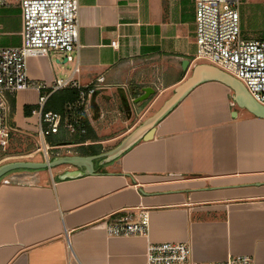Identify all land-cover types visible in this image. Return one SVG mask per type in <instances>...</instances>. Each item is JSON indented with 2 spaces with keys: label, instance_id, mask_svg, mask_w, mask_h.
Masks as SVG:
<instances>
[{
  "label": "crops",
  "instance_id": "obj_1",
  "mask_svg": "<svg viewBox=\"0 0 264 264\" xmlns=\"http://www.w3.org/2000/svg\"><path fill=\"white\" fill-rule=\"evenodd\" d=\"M21 1L0 6V48L22 44ZM78 3L79 72L73 77L83 87L100 75L106 79L88 120L104 150L107 141L100 137L120 126L109 119L148 103L140 119L108 139L116 147L203 63L196 0ZM238 11L241 36L264 40V0H241ZM74 67L54 53L27 59L28 76L38 82L69 77ZM146 87L154 94L134 103ZM39 95L28 89L14 97L20 134L37 132L35 110L26 116L25 107L38 105ZM233 95L221 82L197 85L150 140L96 161L94 175L71 176L77 169L62 165L2 177L0 264H148V245L163 242L189 244L198 263L249 255L253 264H264V118L238 107ZM1 159L0 165L7 163ZM140 210L149 213L147 235L108 236L110 215Z\"/></svg>",
  "mask_w": 264,
  "mask_h": 264
},
{
  "label": "built area",
  "instance_id": "obj_2",
  "mask_svg": "<svg viewBox=\"0 0 264 264\" xmlns=\"http://www.w3.org/2000/svg\"><path fill=\"white\" fill-rule=\"evenodd\" d=\"M8 0H0V6ZM241 0H196L195 40L197 58L208 61L240 80L251 96L264 104V40H247L241 36L238 7ZM22 44L0 48V149L6 151L19 133L14 120L11 99L28 89L39 92L37 133L45 142L48 136L60 132L87 133L91 103L106 89L104 75L87 86L73 77L79 72V3L78 0H22ZM1 33V31H0ZM116 41H112V46ZM63 55L74 62L72 75L57 78L52 83L29 78L27 59L32 55ZM76 88L78 98L68 104L65 115L46 111L49 97L56 91ZM45 160H50L45 150ZM105 223L108 236L147 235L150 217L146 210L138 214L110 215ZM148 264H253L249 255H235L224 261L198 263L192 258L191 246L184 242L150 243Z\"/></svg>",
  "mask_w": 264,
  "mask_h": 264
},
{
  "label": "water",
  "instance_id": "obj_3",
  "mask_svg": "<svg viewBox=\"0 0 264 264\" xmlns=\"http://www.w3.org/2000/svg\"><path fill=\"white\" fill-rule=\"evenodd\" d=\"M66 62H63L64 65ZM217 81L227 85L233 91V100L238 107L246 109L251 114L259 118H264V104L256 101L248 92L244 84L220 69L219 67L209 64L200 63L195 66L192 75L176 87L174 94L162 105V107L153 115L148 117L141 125H139L133 132L127 135L116 147L108 151L102 152L98 155L81 156V155H65L54 157L51 160L45 161H26L17 160L4 163L0 165V180L8 173L20 170H42L53 169L62 165H69L76 168V171L71 172V176H78L83 173L85 175L96 174L95 162L98 160H110L118 157L126 150H128L137 141L144 139L150 140L154 135L156 125L197 85L208 82ZM154 89L150 87L144 88V93L133 101L140 103L147 100Z\"/></svg>",
  "mask_w": 264,
  "mask_h": 264
},
{
  "label": "rangeland",
  "instance_id": "obj_4",
  "mask_svg": "<svg viewBox=\"0 0 264 264\" xmlns=\"http://www.w3.org/2000/svg\"><path fill=\"white\" fill-rule=\"evenodd\" d=\"M200 62L209 63L206 60L201 59ZM210 64V63H209ZM102 98H98L100 102ZM148 103H145L143 106L138 105L137 109L132 113H127L125 111H121V114H116L113 117V120H108L112 125H120L118 128L115 127L114 130H110L105 132L100 137L101 139L106 140L107 142H103L105 145V149L103 151H107L110 148H113L117 141L108 142V139L116 137L122 130H125L126 127L133 124L136 120L142 117V114L146 108ZM158 105L156 106V108ZM154 110V109H153ZM130 115V121L127 122V118ZM36 119V116H34ZM79 148L74 145H59V146H51L47 139L43 142L37 132L32 134H18L12 142L10 143L9 148L6 150V154L2 157L1 160H5V162L15 161V160H29V161H45V150L48 151L49 159H53L58 156L65 155H77ZM60 167V166H59Z\"/></svg>",
  "mask_w": 264,
  "mask_h": 264
},
{
  "label": "trees",
  "instance_id": "obj_5",
  "mask_svg": "<svg viewBox=\"0 0 264 264\" xmlns=\"http://www.w3.org/2000/svg\"><path fill=\"white\" fill-rule=\"evenodd\" d=\"M79 91L76 88H66L61 91H56L51 95L46 103V111L58 112L62 115L66 114L67 106L69 103L74 102L78 98ZM12 109L15 111L14 98L11 99ZM38 105L26 106L25 114L30 116L33 110H36ZM87 133L84 135L69 134L64 128L61 127L60 132L55 135L47 137V142L51 146H58L61 144H78L79 153L83 156H91L100 154L103 149L101 144L98 143L99 139L94 133L88 120H86ZM68 135V136H67ZM86 142H91L86 145ZM6 154V151L0 149V159ZM54 157V156H53Z\"/></svg>",
  "mask_w": 264,
  "mask_h": 264
}]
</instances>
